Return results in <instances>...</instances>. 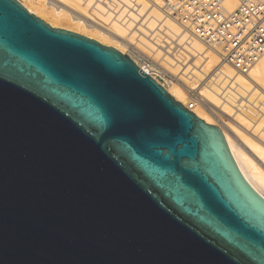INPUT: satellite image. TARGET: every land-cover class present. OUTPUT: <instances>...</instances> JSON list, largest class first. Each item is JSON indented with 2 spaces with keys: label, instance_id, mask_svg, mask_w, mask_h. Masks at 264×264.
<instances>
[{
  "label": "water",
  "instance_id": "water-1",
  "mask_svg": "<svg viewBox=\"0 0 264 264\" xmlns=\"http://www.w3.org/2000/svg\"><path fill=\"white\" fill-rule=\"evenodd\" d=\"M0 264H264V200L128 56L0 0Z\"/></svg>",
  "mask_w": 264,
  "mask_h": 264
},
{
  "label": "bare ground",
  "instance_id": "bare-ground-1",
  "mask_svg": "<svg viewBox=\"0 0 264 264\" xmlns=\"http://www.w3.org/2000/svg\"><path fill=\"white\" fill-rule=\"evenodd\" d=\"M96 1V0H95ZM105 1V0H104ZM103 1V2H104ZM115 1V0H114ZM117 1V0H116ZM115 1V2H116ZM135 1V4L137 3V4H141L142 6H143V8H145V5L146 4H144V3H142V2H140V0H134ZM137 1V2H136ZM143 1H145V0H143ZM148 1V0H147ZM147 1H145V3L147 2ZM155 1H157V0H155ZM161 1V0H160ZM177 0H166V3H164L163 2V0H162V2L165 4L164 5V7H162L161 5V7L164 9V8H166V9H168V12L166 13V15H165V17L163 18L164 20H165V22H162L164 25H165V27H167V29H168V31H166L167 33H169V34H171L172 36H179V37H181V39H180V42H182V41H184L186 44H187V46H185L184 48L186 49V51L190 54V56L192 57L191 59H189V56H187V54L185 55V58H186V61L187 60H189V61H194V63H192V68H191V66L190 67H188V64L186 65L187 67H186V69H183V70H185L184 72H183V74H182V76H184L185 75V73H187L189 70H190V68H191V70H193V68L196 66V67H198L199 66V64H198V66H197V63H198V61H197V57L198 56H202L203 54L205 55V53L206 52H208V53H206L207 54V56L209 55V52H210V55L207 57V59L209 60L207 63H206V65L203 67V69H201V71L200 72H196L195 70H193V72L195 73V74H192L193 76L194 75H197V76H201L200 74H203V75H205V73H207L206 71H208L207 69H209V67L210 66H215L216 67V69L214 70V72H213V76L217 79V83L218 84H221V88L222 89H224V87H227V88H229V90H226L229 94H230V92L229 91H231V90H235V92H233V93H231V94H234V93H239V95H241V96H246V94L244 93L245 91H247V92H250V89H252V88H257V90L258 91H260V93H258V95H261L262 97L264 96V56L259 60V62L256 64V66L253 68V70H256V74L254 75L253 73H252V71L248 74V75H242V74H240V73H238L234 68H232L230 65H227V64H224V63H222V61L219 59V55L216 53V52H214L213 50H211V49H209L208 47H206L203 43H201L198 39H196L188 30H186L185 28H183L182 26H180L179 24H178V22L175 20V18L174 17H171L170 15H172L173 13H172V8L174 7V2H176ZM98 2H102V0H97V3ZM102 2V3H103ZM128 6L130 5L129 4V1H124ZM105 3V2H104ZM120 3V1L117 3L116 2V4L118 5H116L117 7L115 8V9H113L112 8V5H110V8H112L113 10H115L116 11V9L119 7V5L121 6V4H119ZM134 3V2H133ZM157 3H158V1H157ZM22 4V6H24L30 13H37V12H35V10L31 7V6H29V5H25V3L23 4V3H21ZM96 4V3H95ZM112 4H113V1H112ZM154 4H155V2H154ZM153 4V5H154ZM35 5H36V3H35ZM85 2L84 3H82V0H38V4H37V9L39 10V12H40V14L43 16V17H45V18H47V19H49V21H50V26L51 27H57V25H59V26H62L60 23L61 22H67V23H70V26H71V28L74 30V31H76L75 33H83V34H85V33H90V34H92V35H94L95 36V38H97V40H98V42L99 43H106V44H111L113 47H115L116 48V50H121V52H122V50L124 49V48H128V47H131V46H129L130 44H129V42L128 41H126L125 40V36H126V34H127V31L128 30H130V28H131V25L133 24V22L132 21H135V20H137L138 19V17H137V15L135 16V15H133V14H130V18L132 19V21L129 23V21H127V23H121V21H119V19H121V15L119 16L118 14H117V18H116V20L114 19L115 18V13H109V11L110 10H112V9H108V10H106V6L103 8L102 6H100L99 5V3L96 5V7L93 9V10H90V9H88L89 8V5H90V2L88 3V4H86L85 6ZM102 5V4H101ZM148 5V4H147ZM149 5H150V3H149ZM158 5H159V3H158ZM84 6V7H83ZM108 6H109V4H108ZM132 6H134V5H132ZM138 6V5H137ZM136 6V7H137ZM142 6H140V7H142ZM227 6L229 7V8H233L234 6H235V2L233 1V0H228L227 1ZM94 7V6H93ZM93 7H91V8H93ZM115 7V6H114ZM131 6H129L128 8H130ZM136 7H135V9H136ZM139 7V8H140ZM154 7H157V6H154ZM160 7V8H161ZM120 8V7H119ZM118 8V9H119ZM125 7L123 6V9H124ZM159 8V7H158ZM157 9V8H155V9H153V8H151V9H153V12H152V14H150V15H153L152 17H154V19H157V18H161L162 16H163V10L162 9ZM125 9H127V8H125ZM133 9V8H132ZM120 10H122L121 8H120ZM128 10V9H127ZM142 10V9H141ZM118 11V10H117ZM116 11V12H117ZM144 10H142V11H139V9H138V12L141 14V12H143ZM162 11V12H161ZM113 12V11H112ZM124 12L123 10L122 11H120V14H122V13ZM126 12V11H125ZM125 12H124V14H125ZM131 11H129L128 13H130ZM164 12H166V10L164 11ZM132 13V12H131ZM146 13H148V12H146ZM172 13V14H171ZM136 14H137V12H136ZM149 14V13H148ZM143 15V14H142ZM127 16V15H126ZM129 16V15H128ZM141 16V15H140ZM148 17H149V15H147ZM113 17V19H111ZM145 17H146V15H145ZM144 17V18H145ZM127 18V17H126ZM129 18V17H128ZM143 18V19H144ZM131 19H129V20H131ZM142 19V20H143ZM151 19V18H150ZM123 20H124V18L122 19V22H123ZM157 20H159V19H157ZM162 20V19H161ZM124 21H126V20H124ZM146 21V20H145ZM160 21V20H159ZM58 22H60V23H58ZM148 22V21H147ZM58 23V24H57ZM141 23V22H140ZM158 24L157 22H153V21H150V23H149V25H148V27L149 28H152V26H153V24ZM143 24V23H142ZM134 25V24H133ZM141 25V24H140ZM146 25V24H145ZM144 25V26H145ZM142 26V25H141ZM155 26H157V25H155ZM154 26V27H155ZM161 26H163V25H160V27ZM153 27V28H154ZM136 28H138V32H139V30L140 29H142V28H140V26L139 27H136ZM140 28V29H139ZM144 28H146V27H144ZM158 29H159V27H158ZM137 30V29H136ZM162 30V29H161ZM161 30H159V31H161ZM150 31H152V30H150ZM130 32V31H129ZM142 32V31H141ZM144 32V31H143ZM143 32H142V34H143ZM146 32V31H145ZM166 32H165V35L167 36V34H166ZM133 33V32H132ZM137 32H134V37L137 35L136 34ZM157 33H158V31H157ZM146 34L148 35L149 33L148 32H146ZM153 34V33H152ZM164 34V33H163ZM130 35H132V34H130ZM129 35V36H130ZM147 35H146V37H147ZM153 35H158V34H153ZM162 35V34H161ZM128 36V35H127ZM126 36V37H127ZM129 36H128V38L127 39H133V36H132V38H131V36H130V38H129ZM152 36V35H151ZM150 36V37H151ZM152 37H154V36H152ZM158 37H160V36H158ZM168 37V36H167ZM143 38V37H142ZM162 38V37H161ZM160 38V39H161ZM169 38H171L170 36H169ZM144 39V38H143ZM149 39V38H148ZM151 39V38H150ZM155 39H157V38H155ZM172 39H175V38H172ZM96 40V41H97ZM133 41V40H132ZM137 41H139V42H142V41H140V40H138V38H137ZM144 41L146 42L147 40H145L144 39ZM169 40L167 39V42H168ZM148 42V41H147ZM146 42V43H147ZM155 42H157V41H154L153 43H155ZM165 42H166V40H165ZM166 42V43H167ZM159 43V42H158ZM157 43V44H158ZM177 43H179L178 41H177ZM148 44V43H147ZM150 44V43H149ZM148 44V46H150ZM157 44H155V45H157ZM180 45H181V43H179ZM179 44H178V46H179ZM136 45V44H135ZM144 45H146V44H144ZM163 45V44H162ZM161 45V46H162ZM168 46H162V49H165V51H166V53H168V54H173L172 52V50H174V49H176V46H173L172 45V43H169V44H167ZM106 46V45H105ZM140 46V45H139ZM148 46H146V47H148ZM151 46H152V44H151ZM135 48H137L136 46H134ZM153 47V46H152ZM151 47V48H152ZM141 48H143V47H139L138 49H141ZM150 48V47H149ZM154 48H157V46H155V47H153V50H155ZM183 48V47H182ZM114 49V48H113ZM144 49V48H143ZM142 49V50H143ZM209 49V51H207ZM119 50V51H120ZM150 50V49H149ZM140 51V50H139ZM144 51V50H143ZM175 51H177V50H175ZM182 51V50H181ZM145 52V51H144ZM148 52V51H147ZM183 52V51H182ZM143 53V52H142ZM157 53H159V50H158V52ZM178 53H179V51H178ZM146 54V53H145ZM161 54H163V52L161 51ZM182 54V53H181ZM185 54V53H184ZM149 55H150V53H149ZM149 55H148V57H149ZM154 55H155V53H154ZM153 55V56H154ZM160 54H158L157 56H159ZM175 55V54H174ZM161 56V55H160ZM167 57V56H166ZM165 57V59H167V58H169V57H167L166 58ZM204 57V56H203ZM154 58H155V56H154ZM153 58V59H154ZM175 59H178V58H180L179 56H178V58H176V57H174ZM188 58V59H187ZM170 60H171V58H169ZM169 59L168 60H166V61H169ZM199 59V58H198ZM164 60V59H163ZM180 59H178V62H180L179 61ZM183 61H184V58L182 59ZM200 60H203V58L201 59L200 58ZM135 61V60H134ZM154 61H155V59H154ZM173 60H171V61H169L168 63H170V62H172ZM136 62V61H135ZM176 63V62H175ZM186 63V62H185ZM185 63H184V65H185ZM160 64V63H159ZM158 64V65H159ZM172 65H175L174 64V62H172L171 63ZM151 65V64H150ZM161 65V64H160ZM149 67V66H148ZM176 67H177V65H176ZM179 67H181L180 65H179ZM155 68V67H154ZM172 68V67H171ZM140 69L143 71V72H145V73H147L148 75H150V76H152L153 74L151 73V71L150 70H148V69H146V67H140ZM165 69H167V68H165ZM179 69V68H178ZM181 69V68H180ZM179 69V70H180ZM195 69V68H194ZM211 69H212V67H211ZM168 70V69H167ZM179 70H178V72H179ZM212 71V70H211ZM211 71H210V73H211ZM160 72V71H159ZM173 72V71H172ZM209 73V74H210ZM176 74H178V73H176ZM173 75H175V74H173ZM181 75V74H180ZM203 75L201 76L202 78H203ZM207 75V74H206ZM212 75L210 76V78L212 77ZM176 76V75H175ZM191 76V75H190ZM196 76V77H197ZM208 76V75H207ZM181 77V76H180ZM201 77H199V78H201ZM213 77V78H214ZM179 78V77H178ZM182 78V77H181ZM178 79V80H175V83H173V84H171L170 85V87H169V89L167 88V91L169 92V94L173 97V98H175L176 100H178V101H180L181 103H183L184 102V100H185V96H186V94L188 93H186V94H184V91H185V89H187L188 88V84L189 83H191V82H194V80L193 81H191V82H187L186 84H181V80H182V82H184V81H186L187 79L186 78H184L185 80L183 81V78L182 79ZM188 78H189V76H188ZM210 78H208V79H210ZM194 79V78H193ZM188 81V80H187ZM202 81V80H201ZM204 81V80H203ZM212 81H214V79H211V81L210 82H212ZM196 82V81H195ZM200 82V81H199ZM207 82V81H206ZM215 82V81H214ZM215 82V83H216ZM169 83V82H168ZM185 83V82H184ZM194 84V83H193ZM196 84H199V83H196ZM217 84V85H218ZM195 85V84H194ZM206 85V84H205ZM213 85V84H212ZM211 85V86H212ZM191 86V85H190ZM207 86V85H206ZM208 87V86H207ZM212 87H215V85H213ZM196 88V87H195ZM211 88V87H210ZM207 89V88H206ZM202 89V90H200V94L202 95L203 94V98L205 97L206 99H208L210 102H211V104L213 103V104H215V105H217L216 107H218V104H220V103H222L223 101H221L222 99H219V97H218V99L216 98V95H212V94H214L213 92H216V90H214L215 88H213V90L212 91H210L209 89ZM217 90L219 89V88H216ZM189 90V89H188ZM187 91V90H186ZM219 91V90H218ZM225 91V93H223V95H225V94H227V92ZM258 91H256V92H258ZM212 92V93H211ZM222 92V91H221ZM221 92H220V94H221ZM243 93H244V95H243ZM254 93V92H253ZM217 94H219V92H217ZM197 95V94H196ZM236 96H237V94H235ZM235 95H233V96H235ZM238 95V96H239ZM256 95V94H255ZM228 97H229V95H227ZM231 96V95H230ZM236 96L234 97V98H236ZM227 97V98H228ZM251 97H253L254 99H255V97L253 96V94H252V96ZM251 97H249V98H251ZM261 97V98H262ZM188 98V97H187ZM187 98H186V100H187ZM222 98H223V96H222ZM226 98V101H228L229 99H231V98H233V97H231V98H228L227 99ZM232 99V100H234L235 102H236V100L239 98H237L236 100L235 99ZM253 98H251V99H253ZM264 98V97H263ZM204 100V99H203ZM220 100V101H219ZM247 100H248V98H247ZM249 101V100H248ZM262 101V100H261ZM203 102V101H202ZM220 102V103H219ZM249 102H251L252 103V100H250ZM226 103V102H225ZM232 103V101L230 100V104ZM245 102L243 101V103L242 104H244ZM264 103V102H263ZM228 104V103H227ZM233 104V103H232ZM255 104V103H254ZM260 104V103H259ZM209 105V104H208ZM240 106H242L241 105V103L239 104ZM246 105H249L248 103H246ZM246 105H245V107H246ZM210 106H213V105H210ZM225 105H222V108L224 107ZM227 106V105H226ZM225 106V107H226ZM228 106H229V104H228ZM263 106V105H262ZM189 107V106H188ZM248 107V106H247ZM255 107V106H254ZM190 110H191V112L192 113H194L199 119H201V120H203L206 124H209L210 125V118H212V117H214L213 116V114H212V112L210 111L211 110V108H210V110L207 108V107H205V105H203V104H201V103H196V104H194V105H192V106H190ZM229 109V107H226L225 109H226V111ZM231 108V107H230ZM251 108V107H250ZM253 108V107H252ZM257 108V107H256ZM263 107H261V109H262ZM234 109V108H233ZM232 109V110H233ZM237 109H238V107H237ZM213 110V109H212ZM223 110V109H222ZM260 110V109H259ZM214 111H216V110H214ZM219 111V110H218ZM221 111V110H220ZM229 111V110H228ZM231 111V110H230ZM234 111V110H233ZM248 112L250 111V110H247ZM222 112H224V111H222ZM252 112V111H251ZM251 112H249V113H251ZM262 112V111H261ZM226 113V112H225ZM220 114H221V112H220ZM238 114V113H237ZM254 113H252V115H253ZM250 115V114H249ZM232 116V115H231ZM239 116V115H238ZM245 117H247V116H245ZM242 118H243V116H242ZM223 121V120H222ZM239 121H240V116H239ZM238 121V122H239ZM243 121V120H242ZM244 122V121H243ZM223 123V122H222ZM239 123H241V122H239ZM246 123H247V125H246ZM245 123V127H247L248 125H250L248 122H246ZM226 124V123H225ZM252 124V123H251ZM264 124V123H263ZM263 124H260L259 123V126L260 125H262V127H263ZM229 125V124H228ZM227 126V125H226ZM243 126H244V123H243ZM258 126V127H259ZM229 127V126H228ZM248 128V127H247ZM234 129V127L232 126V130ZM249 129V128H248ZM255 129V128H254ZM253 129V130H254ZM262 128L261 127H259V130H261ZM219 130H221L220 132H221V134H222V136H223V138H224V141H225V144H226V146H227V149H228V151H229V154H230V156H231V158H232V160H233V162H234V164H235V166H236V168H237V170H238V172H239V174L241 175V177L245 180V182L248 184V186L258 195V196H260L263 200H264V148L263 147H261L259 144H256L255 142H253L252 140H250V139H248V138H246V137H244V136H238V137H236V135H235V132H234V135L235 136H233V134L231 135V134H229V132H227L224 128H222L221 127V129H219ZM255 130H257V129H255ZM230 131V130H229ZM240 131V130H239ZM238 131V133H240ZM231 132V131H230ZM236 132H237V130H236ZM241 132H243V131H241ZM253 132V131H252ZM259 132V131H258ZM253 133H256V132H253ZM244 134H246V133H244ZM257 134V133H256ZM260 134V133H259ZM264 134V133H263ZM263 134H261V135H263ZM254 136H256V135H254ZM260 138V137H259ZM261 139V138H260ZM254 140V139H253ZM262 140V139H261ZM264 142V141H263Z\"/></svg>",
  "mask_w": 264,
  "mask_h": 264
},
{
  "label": "rangeland",
  "instance_id": "rangeland-1",
  "mask_svg": "<svg viewBox=\"0 0 264 264\" xmlns=\"http://www.w3.org/2000/svg\"><path fill=\"white\" fill-rule=\"evenodd\" d=\"M17 2H19L20 4L21 3H25V5L27 4V5H29V6H31L34 10H35V12H37L36 14L34 13H30L24 6H22V4H21V6L24 8V9H26L27 10V12L29 13V14H31V15H33V16H35L36 18H38L39 20H41V21H43L45 24H47V25H49L50 26V21H49V19H47V18H45V17H43L41 14H40V12H39V10L37 9V4H38V0H16ZM104 0H102V2H103ZM112 1H113V4H112ZM116 1V0H115ZM114 0H105L103 3L102 2H98L99 3V5L100 6H102L103 8L106 6V10H108V9H115L118 5L116 4V2L118 3L119 1H120V3L119 4H121V6L119 5V7L125 12V14H124V12L122 13V14H120V11H122V10H120V8L118 9H116V11L115 10H110L109 11V13L111 12V13H115V20H116V16H117V14L120 16L121 15V19H119V21H121V23L123 24V23H127V21H129V23L132 21V19L130 18V14H133V15H137V17H138V19L137 20H135V21H132L133 22V24L131 25V28H130V30H128L127 31V34H126V36L128 35H130V34H132V35H130L131 36V38H132V36H133V39H127L128 38V36L126 37L125 36V40L126 41H128L129 42V46H131V47H128V48H124L123 50H122V52H121V50L119 51V50H117L118 52H120L122 55H124V56H128L135 64H136V66L140 69V67H146V69H148V70H150L151 71V73L153 74L151 77H153L154 79H156L157 81H158V83H159V85L160 86H162L165 90H166V92L169 94V92L167 91V88L169 89V87H170V85L171 84H173V83H175V80H178V79H180L181 77L183 78H186L187 80L186 81H184L185 79L183 78V81L185 82H182V80H181V84L183 83V84H186L187 82L189 83V82H191V81H193L194 80V82H191V83H187L188 84V88L187 89H185V91H184V94H186L187 92V94H186V96H185V100H184V102L183 103H181L180 101H178V100H176L175 98H173L170 94V96L176 101V102H178V103H180L182 106H184L185 108H187L188 110H190L191 108H190V106H192V105H194V104H196L197 102L198 103H201V104H203V105H205V107H207L209 110H210V108H211V112H212V114H213V116L214 117H212V118H210V125H212V126H214V127H216V128H218V129H221V127L222 128H224L227 132H229V134H233V136H235L236 135V137H238V136H244V137H246V138H248V139H250V140H252L253 142H255L256 144H259L261 147H263L264 148V96L262 97L261 95H258V93H260V91H258L257 90V88H252V89H250V92H247V91H245L244 93L246 94V96L244 97V96H241V95H239V93H234V94H231V93H233V92H235V90L233 91V90H231V91H229L230 92V94L226 91V90H229V88H227V87H224V89H222L220 86H221V84H218L216 81H217V79L212 75L213 74V72H214V70L216 69V67L215 66H210L209 67V69H207L208 71H206L207 73H205V75H203V74H200L201 76L203 75V78L201 77V76H197V75H192V74H195L194 72H193V70H195L196 72L198 71V72H200L201 71V69H203V67L206 65V63L209 61L208 59H207V57L210 55V52H209V55L207 56V54L206 53H208V52H206L205 53V55L203 54L202 56H198L196 59H197V61H198V63H197V66H198V64H199V66L198 67H194L193 68V70H191V68H192V63H194V61H189V60H187L186 61V58H185V55L187 54V56H189V59H191L192 57L190 56V54L186 51V49L184 48L185 46H187V44L184 42V41H182V42H180V39H181V37H179V36H172L171 34H169V33H167L166 31H168V29H167V27H165V25L162 23V22H165V20L163 19L164 17H165V15H166V13L168 12V9H166V8H162V7H164V3H166V0H163V2H162V0L160 1V0H157L158 1V3H159V5H158V3H157V1H155V0H145V1H147L146 3H145V1H143V0H140V2H142V3H144V4H146L145 5V8H143V6L139 3V4H135V1L134 0H117L116 2H115ZM124 1H129V6H131L130 8H128L129 6L124 2ZM85 2V5L86 4H88L89 2H90V5H89V8L88 9H90V10H93L95 7H96V5L98 4L97 3V0L95 1V0H82V3H84ZM134 2V3H133ZM137 2V1H136ZM154 2H155V4H154ZM35 3H36V5H35ZM96 3V4H95ZM149 3H150V5H149ZM102 4V5H101ZM105 6H104V5ZM108 4H109V6H108ZM148 4V5H147ZM154 4V5H153ZM84 5V6H85ZM110 5H112V8H110ZM117 5V6H116ZM132 5H134V6H132ZM138 5V6H137ZM162 7H161V6ZM83 6V7H84ZM94 6V7H93ZM115 6V7H114ZM123 6L125 7V8H127V9H123ZM137 6V7H136ZM140 6H142V7H140ZM154 6H157V7H154ZM91 7H93V8H91ZM135 7H136V9H135ZM140 7V8H139ZM162 9L163 10V16L161 17V18H157V19H159V20H157V19H154V17H152L153 15H150V14H152V12H153V9H155V8H157V9ZM133 8V9H132ZM151 8H153V9H151ZM138 9H139V11H142V10H144L143 12H141V14L138 12ZM142 9V10H141ZM166 10V12H164ZM113 11V12H112ZM129 11H131L130 13H128ZM136 12H137V14H136ZM146 12H148V13H146ZM162 12V11H161ZM173 13V12H172ZM171 13V14H172ZM143 14V15H142ZM127 15V16H126ZM129 15V16H128ZM141 15V16H140ZM145 15H146V17H145ZM147 15H149V17L147 16ZM171 17H174L173 16V14L172 15H170ZM127 17V18H126ZM129 17V18H128ZM145 17V18H144ZM124 18V20H126V21H124L123 20V22H122V19ZM144 18V19H143ZM151 18V19H150ZM111 19H113V17L111 18ZM129 19H131V20H129ZM143 19V20H142ZM162 19V20H161ZM146 20V21H145ZM148 21V22H147ZM150 21H153V22H157L158 24H153V26H152V28H149L148 27V25H149V23H150ZM141 22V23H140ZM58 23H60V22H58ZM57 23V24H58ZM143 23V24H142ZM62 26H59V25H57V27H54L55 29H61V30H65V31H68V32H72V33H75L76 31H74L72 28H71V26H70V23H67V22H61L60 23ZM142 26H141V25ZM146 24V25H145ZM145 25V26H144ZM155 25H157V26H155ZM160 25H163V26H161L160 27ZM140 26V28H142V29H140L139 30V32H138V28H136V27H139ZM155 26V27H154ZM51 27V26H50ZM144 27H146V28H144ZM154 27V28H153ZM158 27H159V29H158ZM51 28H53V27H51ZM137 29V30H136ZM162 29V30H161ZM150 30H152V31H150ZM159 30H161V31H159ZM130 31V32H129ZM143 32V34H142V32ZM148 32L149 34L147 35L146 34V32ZM157 31H158V33H157ZM133 32V33H132ZM134 32H137L136 34V36L134 37ZM165 32H166V34H167V36L165 35ZM158 34V35H153V34ZM164 33V34H163ZM75 34H77V35H79V36H82V37H85V38H87V39H90V40H93V41H95V42H97V43H99L98 42V40H97V38H95V36L94 35H92V34H90V33H85V34H83V33H75ZM134 34V35H133ZM162 34V35H161ZM146 35H147V37H146ZM154 36V37H152V36ZM130 36H129V38H130ZM151 36V37H150ZM158 36H160V37H158ZM169 36L171 37V38H169ZM145 40H147L146 42L150 45V46H148V44L144 41V39ZM162 37V38H161ZM137 38H138V40H140V41H142V42H139V41H137ZM149 38V39H148ZM151 38V39H150ZM155 38H157V39H155ZM161 38V39H160ZM172 38H175V39H172ZM167 39L169 40L168 42H167ZM97 40V41H96ZM133 40V41H132ZM165 40H166V42H165ZM154 41H157V42H155V43H153ZM177 41L179 42V43H181V45L179 44V43H177ZM159 42V43H158ZM158 43V44H157ZM169 43H172V45L173 46H176V49H174V50H172L173 52V54H168V53H166V51H165V49H162V46H168L167 44H169ZM100 45H103V46H105L106 45V47H110V48H114L115 50H116V48L115 47H113L111 44L109 45V44H106V43H99ZM136 44V45H135ZM144 44H146V45H144ZM151 44H152V46L153 47H155V46H157V48H154L155 50H153V47L151 46ZM155 44H157V45H155ZM163 44V45H162ZM178 44H179V46H178ZM140 45V46H139ZM162 45V46H161ZM134 46H138L137 48H135ZM146 46H148V47H146ZM139 47H143V48H141V49H138ZM150 47V48H149ZM152 47V48H151ZM183 47V48H182ZM145 51H143V50ZM150 49V50H149ZM140 50V51H139ZM158 50H159V53H157L158 52ZM175 50H177V51H175ZM183 52H182V51ZM148 51V52H147ZM161 51L163 52V54H161ZM178 51H179V53H178ZM207 51H209V49L207 50ZM143 52V53H142ZM146 53V54H145ZM149 53H150V55H149ZM154 53H155V55H154ZM182 53V54H181ZM185 53V54H184ZM158 54H160L159 56H157ZM175 54V55H174ZM148 55H149V57H148ZM155 56V58H154V56ZM169 57V58H171V60H173L172 62H174V64L175 65H172L171 63L172 62H170V63H168L169 61H171L169 58H167V57ZM178 56L180 57V58H178ZM204 56V57H203ZM165 57L167 58V59H165ZM174 57H176V58H178V59H180L179 61L180 62H178V59H175ZM155 59V61H154V59ZM184 58V61L182 60ZM199 58V59H198ZM200 58L202 59L203 58V60H200ZM164 59V60H163ZM169 59V61H166V60H168ZM188 59V58H187ZM220 59V58H219ZM136 62H135V61ZM176 62V63H175ZM186 62V63H185ZM161 65H160V64ZM184 63H185V65H184ZM151 64V65H150ZM159 64V65H158ZM188 64V67H190L191 66V68H190V70L187 72V73H185V75L184 76H182V74H183V72L185 71V70H183V69H186V65ZM176 65H177V67H176ZM179 65L181 66V67H179ZM149 66V67H148ZM155 67V68H154ZM172 67V68H171ZM211 67H212V69H211ZM165 68H167V69H165ZM180 70H179V69ZM178 70H179V72H178ZM212 70V71H211ZM160 71V72H159ZM173 71V72H172ZM193 73H192V72ZM210 71H211V73H210ZM176 73H178V74H176ZM192 73V74H191ZM210 73V74H209ZM252 73L255 75L256 74V70H253L252 71ZM173 74H175V75H173ZM181 74V75H180ZM208 76H207V75ZM191 75V76H190ZM212 75V77L210 78V76ZM181 76V77H180ZM188 76H189V78H188ZM197 76V77H196ZM179 77V78H178ZM199 77H201V78H199ZM214 77V78H213ZM181 78V79H182ZM194 78V79H193ZM208 78H210V79H208ZM211 79H214V81L216 82H214V81H212V82H210L211 81ZM202 80V81H201ZM204 80V81H203ZM196 81V82H195ZM200 81V82H199ZM207 81V82H206ZM169 82V83H168ZM195 85H194V84ZM196 83H199V84H196ZM208 86H206V85ZM215 85V87H212L213 85ZM218 84V85H217ZM191 85V86H190ZM212 85V86H211ZM169 86V87H168ZM196 87V88H195ZM211 87V88H210ZM209 89L210 91H212L213 90V88H215L214 90H216V92H213L214 94H212V95H216V98L218 99V97H219V99H222L221 101H223L222 103H220V104H218V107H216L217 105H215V104H211V102L208 100V99H206L205 97L203 98L202 96H203V94L201 95L200 93V90H202V89ZM216 88H219L218 90L216 89ZM189 89V90H188ZM206 89V90H207ZM187 90V91H186ZM213 90V91H214ZM222 91V92H221ZM225 91L227 92V94H225V95H223V93H225ZM233 91V92H232ZM256 91H258V92H256ZM186 92V93H185ZM217 92H219V94H217ZM220 92H221V94H220ZM254 92V93H253ZM212 93V92H211ZM244 93H243V95H244ZM197 94V95H196ZM235 94H237V96L235 95ZM252 94H253V96L255 97V99L253 98V97H251L252 96ZM256 94V95H255ZM227 95H229V97L227 96ZM231 95V96H230ZM233 95H235L236 96V98H234L235 96H233ZM239 95V96H238ZM218 96V97H217ZM222 96H223V98H222ZM188 97V98H187ZM231 98V97H233L235 100H236V102L234 101V100H232L233 98H231V99H229L228 101H226V98ZM249 97H251V98H253V99H251V98H249ZM262 97V98H261ZM186 98H187V100H186ZM227 98V99H228ZM247 98H248V100L250 101V100H252V103L251 102H249L248 100H247ZM204 99V100H203ZM230 100L232 101V103L230 104ZM262 100V101H261ZM203 101V102H202ZM220 101V100H219ZM243 101L245 102L244 104H242L243 103ZM226 102V103H225ZM229 104V106H228V104ZM241 103V105L242 106H240L239 104ZM246 103H248L249 105H246ZM255 103V104H254ZM260 103V104H259ZM209 104V105H208ZM210 105H213V106H210ZM222 105H227L226 107H229V111L227 110L226 111V107L224 106L223 108H222ZM245 105H246V107H245ZM263 105V106H262ZM189 106V107H188ZM248 106V107H247ZM255 106V107H254ZM231 107V108H230ZM237 107H238V109H237ZM251 107V108H250ZM253 107V108H252ZM257 107V108H256ZM261 107H263L262 109H261ZM234 108V109H233ZM213 109V110H212ZM223 109V110H222ZM234 111H233V110ZM260 109V110H259ZM214 110H216V111H214ZM219 110V111H218ZM221 110V111H220ZM231 110V111H230ZM247 110H250L249 112H251V113H249ZM191 111V110H190ZM222 111H224V112H222ZM262 111V112H261ZM220 112H221V114H220ZM226 112V113H225ZM238 113V114H237ZM252 113H254L253 115H252ZM250 114V115H249ZM232 115V116H231ZM240 116V121H239V116ZM242 116H243V118H242ZM245 116H247V117H245ZM223 120V121H222ZM244 122H243V121ZM241 122V123H239V122ZM223 122V123H222ZM246 122H248L250 125H248L247 127L249 128H247V127H245L246 125H247V123ZM226 123V124H225ZM243 123H244V126H243ZM245 123H246V125H245ZM252 123V124H251ZM259 123L260 124H263V127H262V125H260L259 126ZM229 124V125H228ZM227 125V126H226ZM229 126V127H228ZM232 126L234 127V129L232 130ZM261 127L262 129L261 130H259V127ZM257 129V130H255V129ZM254 129V130H253ZM231 132H230V131ZM236 130H237V132H236ZM240 130V131H239ZM221 131V130H220ZM238 131L240 132V133H238ZM241 131H243V132H241ZM256 132V133H253V132ZM259 131V132H258ZM234 132H235V135H234ZM244 133H246V134H244ZM260 133V134H259ZM261 134H263V135H261ZM254 135H256V136H254ZM262 139H260V138ZM254 139V140H253Z\"/></svg>",
  "mask_w": 264,
  "mask_h": 264
},
{
  "label": "built area",
  "instance_id": "built-area-1",
  "mask_svg": "<svg viewBox=\"0 0 264 264\" xmlns=\"http://www.w3.org/2000/svg\"><path fill=\"white\" fill-rule=\"evenodd\" d=\"M227 1L177 0L172 12L222 63L248 75L264 56V0H233V8Z\"/></svg>",
  "mask_w": 264,
  "mask_h": 264
}]
</instances>
